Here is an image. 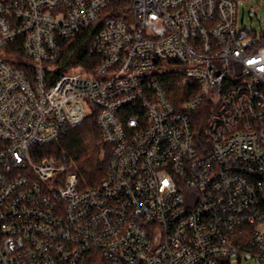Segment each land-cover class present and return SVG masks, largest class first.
<instances>
[{
	"label": "built area",
	"instance_id": "built-area-1",
	"mask_svg": "<svg viewBox=\"0 0 264 264\" xmlns=\"http://www.w3.org/2000/svg\"><path fill=\"white\" fill-rule=\"evenodd\" d=\"M116 1L0 0V264H264V30L239 0ZM89 106L110 155L81 187Z\"/></svg>",
	"mask_w": 264,
	"mask_h": 264
},
{
	"label": "trees",
	"instance_id": "trees-1",
	"mask_svg": "<svg viewBox=\"0 0 264 264\" xmlns=\"http://www.w3.org/2000/svg\"><path fill=\"white\" fill-rule=\"evenodd\" d=\"M118 4V1L113 0L110 9H114ZM125 4H127V0H124ZM101 28L102 22L98 21L91 27L83 29L74 39L65 43L63 58L59 63L58 69L70 68L77 65L86 66L92 60L89 54L90 43ZM207 108V106L201 105L192 115L197 142H205L206 140L204 127L209 117V110ZM63 146L67 150L79 148L85 155L84 160L74 167V171L79 176L81 187L96 186L107 175L110 146L104 141L94 114L88 115L80 125L70 129L67 138L63 142ZM37 150L47 154L51 148L49 150ZM99 255L100 257H98L96 264H111L101 254Z\"/></svg>",
	"mask_w": 264,
	"mask_h": 264
},
{
	"label": "rangeland",
	"instance_id": "rangeland-1",
	"mask_svg": "<svg viewBox=\"0 0 264 264\" xmlns=\"http://www.w3.org/2000/svg\"><path fill=\"white\" fill-rule=\"evenodd\" d=\"M239 19L243 21L248 29L256 30L260 32L264 30V0H239ZM90 108V109H89ZM88 111L91 114V106H89ZM82 155V161L85 158L84 153L81 149L77 148ZM79 164V163H78ZM77 164V165H78ZM99 254L94 253L89 258L88 264H96ZM234 264H259L255 258H249L248 261L243 260L242 262H237V260H233Z\"/></svg>",
	"mask_w": 264,
	"mask_h": 264
}]
</instances>
